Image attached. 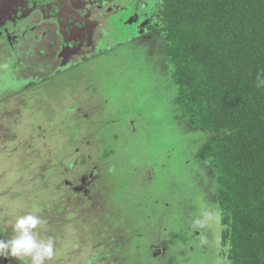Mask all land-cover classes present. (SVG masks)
<instances>
[{"label": "rangeland", "instance_id": "374dc122", "mask_svg": "<svg viewBox=\"0 0 264 264\" xmlns=\"http://www.w3.org/2000/svg\"><path fill=\"white\" fill-rule=\"evenodd\" d=\"M108 2L118 5L115 35L95 58L55 75L48 51L32 55L30 78L19 82L9 64L0 68V93L17 99L0 107V224L37 215L39 238L54 243L45 264H110L121 234L125 264H223L211 176L195 158L201 135L175 121L167 65L140 41L157 7L135 14ZM90 170L94 184L78 192Z\"/></svg>", "mask_w": 264, "mask_h": 264}, {"label": "trees", "instance_id": "16d2710c", "mask_svg": "<svg viewBox=\"0 0 264 264\" xmlns=\"http://www.w3.org/2000/svg\"><path fill=\"white\" fill-rule=\"evenodd\" d=\"M152 2L157 9L140 41L157 48L167 65L175 121L201 135L195 158L211 176L223 264H264V0ZM0 94V107L17 100L15 93ZM90 196L93 208L102 201L100 194ZM5 222L0 240L7 241L15 233ZM124 239L117 237L113 251L119 254L110 264H125ZM26 262L30 258L20 264Z\"/></svg>", "mask_w": 264, "mask_h": 264}, {"label": "flooded vegetation", "instance_id": "af4514ba", "mask_svg": "<svg viewBox=\"0 0 264 264\" xmlns=\"http://www.w3.org/2000/svg\"><path fill=\"white\" fill-rule=\"evenodd\" d=\"M120 1L126 2L127 9L130 5L134 6L133 9L137 8L133 10L135 14L143 11L142 7L147 2L155 5L151 0ZM114 6L118 5L108 0H25L20 8L0 16V68L9 64L7 67L11 68L19 82L22 78H30L29 68H34L30 56L36 55L40 59L42 52L50 53L49 62L53 69L49 72L55 75L88 62L104 52L103 45L115 35L110 18L118 11L111 10ZM123 17L130 20L132 14L125 13ZM106 35L108 38L103 39ZM146 40L151 42L149 38ZM86 54L90 57L83 59ZM44 72L47 73L46 69ZM93 176L94 171H91L77 178L76 190L82 193L88 191V187L95 182ZM0 257L4 258L0 264L21 263L9 250L0 253Z\"/></svg>", "mask_w": 264, "mask_h": 264}, {"label": "clouds", "instance_id": "9594fccd", "mask_svg": "<svg viewBox=\"0 0 264 264\" xmlns=\"http://www.w3.org/2000/svg\"><path fill=\"white\" fill-rule=\"evenodd\" d=\"M40 224V218L34 214L17 217L13 225L15 235L7 241L0 240V252L9 250L21 262L23 258H30L31 264H45L54 255V243L51 238H39L35 230Z\"/></svg>", "mask_w": 264, "mask_h": 264}, {"label": "water", "instance_id": "95a60500", "mask_svg": "<svg viewBox=\"0 0 264 264\" xmlns=\"http://www.w3.org/2000/svg\"><path fill=\"white\" fill-rule=\"evenodd\" d=\"M1 1V0H0ZM2 0L3 2V6H0V10H1V15L0 16H4V13H10L12 12V10H15L16 8H20L23 4L24 1L23 0Z\"/></svg>", "mask_w": 264, "mask_h": 264}]
</instances>
